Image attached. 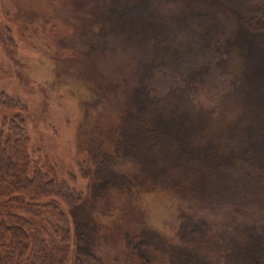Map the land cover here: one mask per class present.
Returning a JSON list of instances; mask_svg holds the SVG:
<instances>
[{
    "label": "rangeland",
    "instance_id": "1",
    "mask_svg": "<svg viewBox=\"0 0 264 264\" xmlns=\"http://www.w3.org/2000/svg\"><path fill=\"white\" fill-rule=\"evenodd\" d=\"M196 23L207 24L208 34L185 32ZM241 28L229 10L200 0H0V92L25 109L31 159L46 157L92 212L95 258L84 264H141L126 243L139 244L147 227L168 252L185 247L210 264H229L230 241L264 232V196L239 213L203 198L185 172L144 171L141 149L132 152L139 159L127 147L115 153L127 112L140 101L146 118L187 117L203 126L197 149L223 171L234 154L255 147L246 146L245 123L264 115V86L241 53L251 47ZM257 59L263 75L264 42ZM25 217L42 232L54 222L49 211L42 222ZM187 218L208 224L198 243L177 236ZM67 238L66 251H51L55 263H75ZM165 249L152 252L153 264H168Z\"/></svg>",
    "mask_w": 264,
    "mask_h": 264
},
{
    "label": "trees",
    "instance_id": "2",
    "mask_svg": "<svg viewBox=\"0 0 264 264\" xmlns=\"http://www.w3.org/2000/svg\"><path fill=\"white\" fill-rule=\"evenodd\" d=\"M200 1L221 5L235 15L242 26V39L251 45H244L246 49H240L241 53L244 59L249 53L248 66L257 71L264 86V74L260 73L257 59V48L264 42V1ZM208 31L207 24L203 23H196L191 29L185 28V32H191L196 39L197 35H207ZM204 46L195 50L197 56L202 57ZM226 53L229 54L228 51ZM0 109L7 113L0 117V264H63L62 259L55 263L51 251H66L69 246L67 237H72L69 250L73 248L76 254L74 264H84L85 259L95 258L92 248L95 246L96 226L92 212L83 208L81 195L58 181L46 157L41 161L31 159L24 126V107L0 92ZM144 113L141 101L132 105L125 118V127H122L120 136L117 135L115 153L127 147L129 158L142 156L144 171L150 168L159 172L157 168L167 165L172 168L171 172H185L199 181L203 198H215L219 204L236 207L235 211L239 213V206L251 205L249 199L264 196V115L246 119L245 126L250 130L246 146L255 147L234 154L226 171H223L222 165L207 161L197 149L201 133L206 130L203 126L192 118L153 120L144 117ZM207 126L209 128V123ZM140 149L142 152L138 155L132 154ZM109 160L113 165L114 160ZM39 162H43L46 172L38 167ZM193 164L196 167L190 170ZM46 211L54 222L49 221V228L44 232L33 227L25 217L30 215L42 222L41 217ZM207 229L204 219L187 218L180 223L177 236L183 244L198 243ZM139 240L137 245L128 240L127 250L141 264H153L152 252H163V240L148 227L142 230ZM239 240L229 242L233 243L229 264H264V232H250L245 239ZM165 253L168 264H210L197 251L192 252L185 247L175 246Z\"/></svg>",
    "mask_w": 264,
    "mask_h": 264
}]
</instances>
